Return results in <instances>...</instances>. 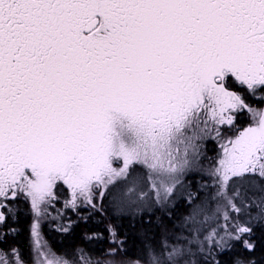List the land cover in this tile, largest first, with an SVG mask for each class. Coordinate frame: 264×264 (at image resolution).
Returning <instances> with one entry per match:
<instances>
[{
  "label": "snow or ice",
  "instance_id": "obj_1",
  "mask_svg": "<svg viewBox=\"0 0 264 264\" xmlns=\"http://www.w3.org/2000/svg\"><path fill=\"white\" fill-rule=\"evenodd\" d=\"M232 81L264 103V0H0V225L21 195L39 213L67 185L71 207L82 199L95 208L117 181L146 170L153 197L141 189L133 200L134 181L115 204L159 205L156 226L167 233L181 177L200 164L204 142L219 139L212 175L224 229L203 230L198 206L185 218L188 236L134 264H257L264 108ZM245 110L252 123L229 137ZM0 264L26 262L0 247Z\"/></svg>",
  "mask_w": 264,
  "mask_h": 264
},
{
  "label": "trees",
  "instance_id": "obj_2",
  "mask_svg": "<svg viewBox=\"0 0 264 264\" xmlns=\"http://www.w3.org/2000/svg\"><path fill=\"white\" fill-rule=\"evenodd\" d=\"M243 123L244 118L240 116L237 125L241 127ZM205 151L207 154L212 153L213 148L209 143ZM186 179L189 180L186 183L192 189L191 193H187L183 199L170 207L171 211L167 212V218L171 223L168 225L167 233L156 226L159 223L161 215L158 216L155 212L147 214V212L139 213L140 211H135L136 214L132 217L131 214L114 211V202L112 201L108 205L106 203L103 211L99 213L91 211L84 219L77 217L79 219L76 220V225L68 234L64 235L52 232L50 234L48 233L49 229H44L49 244L57 253L65 255L72 252L74 254L73 250L75 248L84 249L85 253H87L86 256L90 258L91 264L94 262L96 264H108L106 262V247L110 246L109 242L116 241L121 248L119 264H128L130 261V263L134 264V261L137 259L144 258L148 247L160 244V240L163 241L167 238L169 242H174L178 236L182 239L185 237V229L183 230L184 217L186 218L192 212L193 198L197 201L198 197L204 195V190H206V188L199 191L196 190V181H205L203 177L196 175V177H186ZM199 192L202 193L199 194ZM111 196L109 197L112 199L115 195ZM25 214H27V209H18L15 224L18 233L10 238L13 243L21 248L25 245V228L27 224L26 217H24ZM199 220L202 221L200 218ZM202 224H204L203 221ZM108 233H111V235L108 236ZM113 233H115V236H113ZM254 239L257 241V248L251 256L257 264H264V227L257 228ZM244 255L248 254L244 253Z\"/></svg>",
  "mask_w": 264,
  "mask_h": 264
},
{
  "label": "rangeland",
  "instance_id": "obj_3",
  "mask_svg": "<svg viewBox=\"0 0 264 264\" xmlns=\"http://www.w3.org/2000/svg\"><path fill=\"white\" fill-rule=\"evenodd\" d=\"M252 106L254 108H264V105L260 107H256L254 105ZM243 118H244L243 125L241 127H239V125H236V128L233 129L232 132H229L227 134L229 137L233 135V132H236L244 127H247L249 124L252 123L251 113L249 114L248 112L245 113ZM225 142L226 141H221L219 139H209L204 142L205 155L201 157L200 164L198 165L196 169H193L187 172L185 175L181 177V183L180 185H178V191L176 194V198L175 200L171 201L169 204V208H170L172 205L174 206L175 203L183 199L187 193H191L192 189L189 187V184L186 183V181H189L188 179H186V177L188 178L193 177V176L196 177V175L199 177L200 176L203 177L205 181L203 182H199L198 180L196 181V190L199 191L200 189L203 190L204 188H206V190H204L205 191L203 193L204 195L198 197L197 201H195V198H193V202H192L193 208H191L192 209L191 214H192L194 210L199 211L198 206L203 207L204 209L203 213L200 216H198V219L200 218L204 222V224H202L203 230L210 231L212 228H217L218 230L222 231L226 224L223 218V214H222L223 210L221 209V212L219 214L217 213V201L214 199L215 194H216V180H215V177L212 175V169L216 166L220 158V155L223 152V148L221 147V145ZM208 143L213 148V151L211 154H207L205 151ZM183 177H185L186 180L183 179ZM134 181H138V183L136 184V193L134 195H131V198L133 200H135L136 197L139 196L141 189L144 192L148 193V197H145V200H147L149 197H153V193L150 190L151 181L148 180L146 170H137V172H135L133 176L129 178L127 181L123 179L117 181L118 187L113 189L112 196L113 195L115 196H113L112 199L109 197L110 195L106 196L103 199L97 198L94 201V203L96 204L95 208L92 207V205L84 202L82 199L77 202V207L73 208L68 204V201H70V199L72 198L71 196H70V199L66 200V202H62V205H61L62 207L60 206V207L50 208V205H47V203L42 204L40 206L39 213H37L33 209L32 204H31L27 211L28 215H27L26 227L28 229V234H27V247H26V261H27L26 264H41L42 262L44 263L48 259V257L55 259L58 256L68 261L69 264H85L86 260H90V258L86 256L87 253H85L84 249L81 252V249L75 248V250H73L74 254L72 252L66 255L65 254L62 255V253H57L56 250H54L49 244V241L47 239L46 233L44 232V229H49L48 233L50 232L54 233L53 230H51V226L56 225V224L62 225L64 223H67L68 221L66 219L70 217V212L72 214L71 215L72 218L79 217L77 216V214L80 212H84V211H87V212L92 211L93 213H99L103 211V208L104 206H106V203L108 205L109 203H112L113 201L114 211L116 210L117 212H122L124 214H131L132 217H134V215L136 214L135 211H140L139 213L147 212V214H150L151 212H155L156 214H158V216L161 215V211L158 210L160 207L159 205L148 207L146 204H144L141 201H137L138 204H141V206L137 208L126 207L123 209H118L116 207V204H115L116 199L118 198L128 199V197L125 196V193H127L128 188L133 187ZM65 187L68 188L67 185H65ZM200 193L202 192H199V194ZM195 196L197 197V195ZM191 214L189 213L188 216H190ZM253 214H255V212ZM34 226L38 229L40 242L42 245H44L43 249H40L39 246L35 243L36 236L34 232ZM57 229L64 230L66 228L64 227L62 228L61 226H59L57 227ZM184 229L185 228H183V230ZM184 234H185L184 235L185 237H186V234H188V231L186 229H185ZM178 237L181 238L180 236ZM202 238L203 237L201 236V239ZM163 241L160 240V243H162ZM109 245H110L109 247H106L107 248L106 262L108 264H119V259L121 257L120 255L121 248L119 246V243L116 241L115 242L111 241L109 242ZM113 249H115L114 254L112 252ZM42 251L48 253V255H41ZM64 255L68 257H64ZM130 262H128V264H133ZM92 264H96V263L94 262Z\"/></svg>",
  "mask_w": 264,
  "mask_h": 264
},
{
  "label": "flooded vegetation",
  "instance_id": "obj_4",
  "mask_svg": "<svg viewBox=\"0 0 264 264\" xmlns=\"http://www.w3.org/2000/svg\"><path fill=\"white\" fill-rule=\"evenodd\" d=\"M231 85L232 86L230 87V90L240 93L241 96L245 99L246 103L250 104L251 106L254 105L256 107H260V106L264 105V103H261L259 99L254 98L250 93H247L243 88H241V86L238 84V82L232 81ZM258 102H260V103H258ZM247 112L248 111L245 110L244 112H242L240 114V116L244 117V114ZM248 114H249V112H248ZM70 196H71V190L66 188L65 185H63L59 189L58 197L56 199L52 200L50 203H47V205H50V208L60 207L62 205V202H66L67 199H70ZM31 204L32 203H31L30 198H27L24 195L19 196L10 205L12 211L9 215V219H8L7 224L6 225H0V232L7 233V235L4 237V239L2 241H0V247L8 249V250H10L12 248H16L19 251V253L21 254V256L23 257V259L25 260V262H27L26 261V247H27V234H28L27 227L25 228V245L23 246V248L17 246L15 243H13L10 238H12L16 233H18V230L15 228L18 209L25 208L28 211ZM27 215L28 214H25V216H24V217H26V220H27ZM71 215L72 214L70 212V217L66 219L68 221L67 223H64L62 225L61 224L60 225H57V224L52 225L51 230H53V232L57 233V234H64V235L68 234L69 232H71L73 230L74 226L76 225V220H78L79 218L80 219L86 218L89 215V213L87 211L80 212L77 214V216H79V218H72ZM59 226H61L62 228L63 227L66 228V230L64 229L65 230L64 231L63 229L62 230L57 229V227H59ZM257 228H256V230H257ZM110 235H111V233H108V236H110ZM64 257H68V256L64 255ZM46 261L43 264H46Z\"/></svg>",
  "mask_w": 264,
  "mask_h": 264
}]
</instances>
